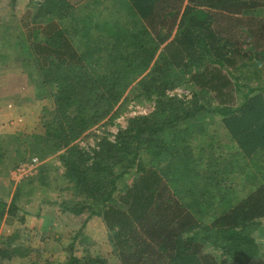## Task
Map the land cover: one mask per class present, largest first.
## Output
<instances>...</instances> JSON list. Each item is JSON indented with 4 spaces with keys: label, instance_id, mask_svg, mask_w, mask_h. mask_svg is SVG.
<instances>
[{
    "label": "trees",
    "instance_id": "obj_1",
    "mask_svg": "<svg viewBox=\"0 0 264 264\" xmlns=\"http://www.w3.org/2000/svg\"><path fill=\"white\" fill-rule=\"evenodd\" d=\"M30 4L25 33L11 21L0 33V66L20 62L34 97L52 102L39 118L40 134L12 136L14 156L43 161L58 154L59 189L70 196L58 206L74 217L86 214L66 260L57 264H107L73 253L92 218L102 222L119 264L260 259L256 234L264 223V187L207 214L203 205L211 193L195 190L196 176L184 161L191 157L188 139L204 135L214 117L246 159L264 150V82H248L264 78V0ZM179 88L189 97L172 94ZM130 91L152 104V111L129 118L112 140L104 136L95 147L81 149L76 142L112 122ZM39 171L45 185L44 170ZM209 182L220 188L217 179ZM19 193L17 188L9 202L0 197V224L7 218L24 223L23 216L17 218ZM16 239L0 242V264L27 255L12 245Z\"/></svg>",
    "mask_w": 264,
    "mask_h": 264
},
{
    "label": "rangeland",
    "instance_id": "obj_2",
    "mask_svg": "<svg viewBox=\"0 0 264 264\" xmlns=\"http://www.w3.org/2000/svg\"><path fill=\"white\" fill-rule=\"evenodd\" d=\"M40 1L42 0H14V6L11 7L9 0H0V33L10 21L12 25H19L20 33H25L32 13L30 2ZM69 2L73 7H79L80 2H85V0H69ZM8 31L15 34L12 29ZM16 50L17 48L14 51L18 52ZM247 75L249 76V73ZM261 81L264 82V78L248 80L250 86L261 84ZM172 94L189 97L188 92L180 88L174 90ZM135 95L134 91H130L128 102L112 122L106 121L94 127L76 144L84 150L93 148L104 136L112 140L119 129L125 128L129 118L149 114L152 111V104L141 101L143 100L141 98L136 99ZM51 109V100H37L34 97L33 85L23 73L20 62L0 66V154H6L0 163V197L9 202L11 196L19 188L17 218L24 217V223H20L18 219L7 218L0 224V242L17 236L12 245L21 246L28 252L26 256H15L10 262L3 264L64 262L67 258V248L74 241V237L79 234L80 226L86 217V214L74 217L68 213H62L58 206L59 203L70 198L66 191L60 190L62 189L63 168L58 161V154L50 155L43 161L26 155V159L22 161L14 156L12 151L14 147L12 136L40 134L39 118L43 112H50ZM219 121V117H214L204 135H191L188 139L191 157L184 161L186 169L191 171L190 175L196 176L195 190L202 192L207 189L211 193L207 196L208 201L203 205L207 214H218L226 206V202L234 204L244 198L247 184L241 185V183H245L246 176L250 180L253 178L254 183L261 182V172L264 166L262 157L259 156L252 162L255 173L252 169L246 168L245 171L241 160L233 154L236 149L222 131ZM225 136L227 139L224 138ZM144 158L147 159L145 155ZM185 158L184 155L183 159ZM34 159L37 162L31 175L23 173L20 169L21 165H29ZM174 163L170 166L175 167ZM219 166H223V169L220 170ZM40 169L44 170L42 175L45 178V185H41L38 180ZM229 170L233 173L227 174ZM20 173L26 177L23 175L21 177ZM181 174L182 171L178 179L180 183L185 176ZM213 178L218 181L226 180L222 185L223 189L221 183L220 188H211L209 181ZM130 182L131 180L127 181L128 184ZM221 192V195H217ZM82 236L89 239L82 241ZM107 236L100 219L92 218L82 230V235L74 243V255L77 257L90 255L107 260V264H119L111 254ZM256 239L262 245L261 258L253 260L250 264H264V223L257 232ZM222 263L228 264L226 260Z\"/></svg>",
    "mask_w": 264,
    "mask_h": 264
},
{
    "label": "crops",
    "instance_id": "obj_3",
    "mask_svg": "<svg viewBox=\"0 0 264 264\" xmlns=\"http://www.w3.org/2000/svg\"><path fill=\"white\" fill-rule=\"evenodd\" d=\"M86 1V0H85ZM84 2H80V5L81 4H83ZM220 122V125H221V129H222V131L225 133V135L227 136V138L229 139V141H231L232 143H233V147H234V149H236L234 152H233V154L238 158V159H240L241 160V162H242V166L244 167V169H245V171H246V168L247 169H252V171H253V160H257L258 158H259V156H261L262 158V162H263V165H264V150H262V151H259V152H257V154L256 155H254V156H252L251 157V159H246V157H244L243 156V154H241V152H240V150H239V148L236 146V144L230 139V137H229V135L227 134V132L224 130V128H223V126H222V124H221V121H219ZM226 136L224 137L225 139H227L226 138ZM259 162V161H258ZM229 165H231V164H229ZM259 167V166H258ZM219 168H220V170L221 169H223V166L222 167H220L219 166ZM226 168V167H225ZM244 171V172H245ZM221 172V171H220ZM254 172V171H253ZM253 172H252V174H253ZM231 173H233V172H231L230 170L229 171H227V174H231ZM245 173H247V172H245ZM255 173V172H254ZM261 182L260 181H258V182H260V183H254V179L252 178L251 180L250 179H248V176H246L245 177V183H241V185H246V188H245V191L244 192H246L245 193V195H244V197H246L249 193H251V192H253L254 190H256L258 187H264V166H263V169H262V172H261ZM254 178H256V176H254ZM220 183H221V188L223 189V183L224 182H226V180L225 179H223V181L222 180H220L219 181ZM221 189V190H222Z\"/></svg>",
    "mask_w": 264,
    "mask_h": 264
},
{
    "label": "built area",
    "instance_id": "obj_4",
    "mask_svg": "<svg viewBox=\"0 0 264 264\" xmlns=\"http://www.w3.org/2000/svg\"><path fill=\"white\" fill-rule=\"evenodd\" d=\"M36 162H37V160L36 159H34V160H32L31 161V164H23V165H21V171L24 173V172H26L27 174H30L31 172H32V170H33V167H34V165L36 164ZM19 175H21V177H22V175L23 174H19ZM31 175V174H30ZM23 177H26V175H23Z\"/></svg>",
    "mask_w": 264,
    "mask_h": 264
}]
</instances>
